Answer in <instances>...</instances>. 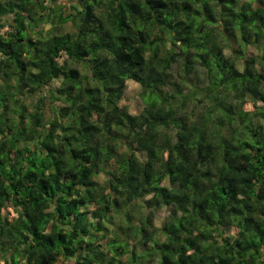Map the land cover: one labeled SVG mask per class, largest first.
Here are the masks:
<instances>
[{"label": "trees", "instance_id": "obj_1", "mask_svg": "<svg viewBox=\"0 0 264 264\" xmlns=\"http://www.w3.org/2000/svg\"><path fill=\"white\" fill-rule=\"evenodd\" d=\"M5 26L0 264H264V0H0Z\"/></svg>", "mask_w": 264, "mask_h": 264}, {"label": "rangeland", "instance_id": "obj_2", "mask_svg": "<svg viewBox=\"0 0 264 264\" xmlns=\"http://www.w3.org/2000/svg\"><path fill=\"white\" fill-rule=\"evenodd\" d=\"M66 30H72V28H66ZM1 34H6L7 32L10 31L8 26H5L4 28L0 29ZM258 51L253 48V47H249L248 48V55L250 56H256L258 55ZM228 55H230V52H227ZM178 66L174 67L173 71L178 73ZM56 84H58V82H56ZM141 87L139 84H137L134 81H128L127 83V88L125 90V94L123 97V100L121 102V106H124L128 109L129 113L132 115H138L142 112V110L144 109V103L143 100L141 98ZM39 97H32L30 99L27 100L28 106L31 108L34 106L35 103L38 102ZM58 103H55V106H58ZM260 105V104H259ZM54 105L50 103V100L47 101V107H46V117H54L53 114V110L52 107ZM261 106V105H260ZM33 110V109H32ZM106 181V177L104 175L99 176V182H101L102 184H104ZM141 211H145V209H141ZM171 215V209L168 207H163L161 209H159L153 219H152V225L154 226L153 228L156 229H160L163 227L164 223L167 221V219H169ZM135 216V217H134ZM133 222L134 224H136L139 219H140V214H134L133 215ZM107 227H109L110 229V234L111 237L113 238L115 235V230L117 229L116 225L114 224H107ZM163 239V238H162ZM133 241H135L133 239ZM57 264H74L72 261H65V260H61L60 262H58Z\"/></svg>", "mask_w": 264, "mask_h": 264}]
</instances>
